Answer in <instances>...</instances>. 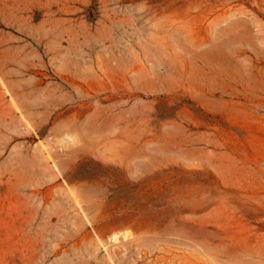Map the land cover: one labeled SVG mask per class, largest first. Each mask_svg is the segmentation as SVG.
Segmentation results:
<instances>
[{
    "label": "rangeland",
    "instance_id": "rangeland-1",
    "mask_svg": "<svg viewBox=\"0 0 264 264\" xmlns=\"http://www.w3.org/2000/svg\"><path fill=\"white\" fill-rule=\"evenodd\" d=\"M0 264H264V0H0Z\"/></svg>",
    "mask_w": 264,
    "mask_h": 264
}]
</instances>
